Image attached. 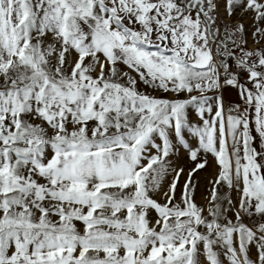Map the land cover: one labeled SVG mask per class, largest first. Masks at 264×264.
<instances>
[{"label":"snow or ice","instance_id":"snow-or-ice-1","mask_svg":"<svg viewBox=\"0 0 264 264\" xmlns=\"http://www.w3.org/2000/svg\"><path fill=\"white\" fill-rule=\"evenodd\" d=\"M0 264H264V0H0Z\"/></svg>","mask_w":264,"mask_h":264},{"label":"rangeland","instance_id":"rangeland-1","mask_svg":"<svg viewBox=\"0 0 264 264\" xmlns=\"http://www.w3.org/2000/svg\"><path fill=\"white\" fill-rule=\"evenodd\" d=\"M249 46L250 47L253 46L251 44V36L249 37ZM193 119H196L194 114H193ZM189 138L191 139V137H189ZM185 158H186V154H185ZM212 171H214V169H209L208 173H201V177H205V176L209 175V173H211ZM206 184H207V180L202 179L201 180V184H200V189H199V192L197 194V200H198V202H200L202 204H206L207 203V201L205 200V196L207 195V193L205 191Z\"/></svg>","mask_w":264,"mask_h":264}]
</instances>
